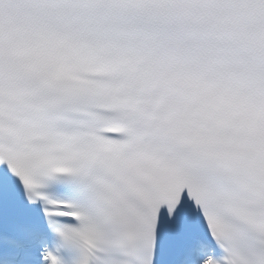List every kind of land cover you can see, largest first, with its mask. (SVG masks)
I'll use <instances>...</instances> for the list:
<instances>
[{"label": "snow or ice", "instance_id": "snow-or-ice-1", "mask_svg": "<svg viewBox=\"0 0 264 264\" xmlns=\"http://www.w3.org/2000/svg\"><path fill=\"white\" fill-rule=\"evenodd\" d=\"M0 264H264V0H0Z\"/></svg>", "mask_w": 264, "mask_h": 264}]
</instances>
